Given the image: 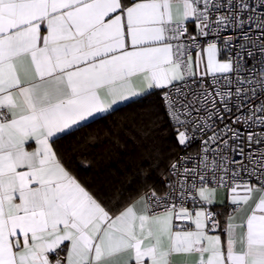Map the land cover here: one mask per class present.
Masks as SVG:
<instances>
[{"label":"snow or ice","instance_id":"obj_1","mask_svg":"<svg viewBox=\"0 0 264 264\" xmlns=\"http://www.w3.org/2000/svg\"><path fill=\"white\" fill-rule=\"evenodd\" d=\"M0 264H264V0H0Z\"/></svg>","mask_w":264,"mask_h":264}]
</instances>
